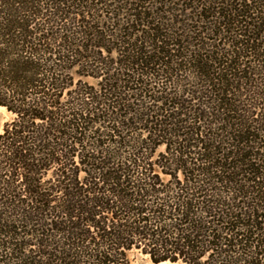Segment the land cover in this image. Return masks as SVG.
<instances>
[{
  "label": "trees",
  "instance_id": "1",
  "mask_svg": "<svg viewBox=\"0 0 264 264\" xmlns=\"http://www.w3.org/2000/svg\"><path fill=\"white\" fill-rule=\"evenodd\" d=\"M0 264H264V0H0Z\"/></svg>",
  "mask_w": 264,
  "mask_h": 264
},
{
  "label": "rangeland",
  "instance_id": "2",
  "mask_svg": "<svg viewBox=\"0 0 264 264\" xmlns=\"http://www.w3.org/2000/svg\"><path fill=\"white\" fill-rule=\"evenodd\" d=\"M11 118V115L7 113V111L4 109H0V133L3 130L4 123H6ZM136 261L137 264H155L153 261H151L148 256L143 255H136Z\"/></svg>",
  "mask_w": 264,
  "mask_h": 264
},
{
  "label": "bare ground",
  "instance_id": "3",
  "mask_svg": "<svg viewBox=\"0 0 264 264\" xmlns=\"http://www.w3.org/2000/svg\"><path fill=\"white\" fill-rule=\"evenodd\" d=\"M0 109H3L4 110V108L1 107V106H0ZM160 264H172V263L171 262H163V263H160Z\"/></svg>",
  "mask_w": 264,
  "mask_h": 264
}]
</instances>
